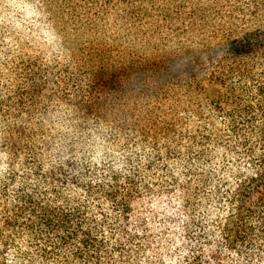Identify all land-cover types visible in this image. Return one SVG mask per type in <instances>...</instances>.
Returning a JSON list of instances; mask_svg holds the SVG:
<instances>
[{
    "label": "trees",
    "instance_id": "16d2710c",
    "mask_svg": "<svg viewBox=\"0 0 264 264\" xmlns=\"http://www.w3.org/2000/svg\"><path fill=\"white\" fill-rule=\"evenodd\" d=\"M0 264H264V0H0Z\"/></svg>",
    "mask_w": 264,
    "mask_h": 264
},
{
    "label": "rangeland",
    "instance_id": "374dc122",
    "mask_svg": "<svg viewBox=\"0 0 264 264\" xmlns=\"http://www.w3.org/2000/svg\"><path fill=\"white\" fill-rule=\"evenodd\" d=\"M55 48V46H53Z\"/></svg>",
    "mask_w": 264,
    "mask_h": 264
}]
</instances>
